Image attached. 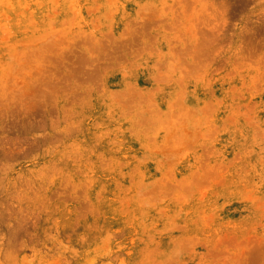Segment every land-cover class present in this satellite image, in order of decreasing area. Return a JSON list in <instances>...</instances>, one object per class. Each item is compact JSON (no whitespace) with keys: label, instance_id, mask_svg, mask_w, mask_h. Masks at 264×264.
Returning <instances> with one entry per match:
<instances>
[{"label":"rangeland","instance_id":"1","mask_svg":"<svg viewBox=\"0 0 264 264\" xmlns=\"http://www.w3.org/2000/svg\"><path fill=\"white\" fill-rule=\"evenodd\" d=\"M0 264H264V0H0Z\"/></svg>","mask_w":264,"mask_h":264}]
</instances>
